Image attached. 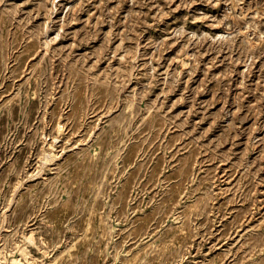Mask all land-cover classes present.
<instances>
[{
    "label": "rangeland",
    "instance_id": "1",
    "mask_svg": "<svg viewBox=\"0 0 264 264\" xmlns=\"http://www.w3.org/2000/svg\"><path fill=\"white\" fill-rule=\"evenodd\" d=\"M0 264H264V0H0Z\"/></svg>",
    "mask_w": 264,
    "mask_h": 264
}]
</instances>
